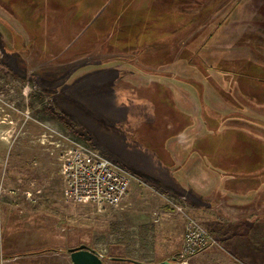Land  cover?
<instances>
[{"label": "rangeland", "instance_id": "1", "mask_svg": "<svg viewBox=\"0 0 264 264\" xmlns=\"http://www.w3.org/2000/svg\"><path fill=\"white\" fill-rule=\"evenodd\" d=\"M43 5L0 0V54L8 50L0 55V190L14 183L25 192V264H73L69 250L81 246L104 264H264V242L255 240L221 238L182 258L170 221L199 219L156 181L177 90L200 98L193 107L206 129L220 128L223 160L236 159L233 143L246 139L234 129L264 138V83L251 79L264 80V0L79 1L75 25L69 0ZM90 16L93 30L71 39ZM178 81L189 88H173ZM73 141L132 176V204L66 201L62 155ZM246 142L248 158L263 161L259 142Z\"/></svg>", "mask_w": 264, "mask_h": 264}, {"label": "crops", "instance_id": "2", "mask_svg": "<svg viewBox=\"0 0 264 264\" xmlns=\"http://www.w3.org/2000/svg\"><path fill=\"white\" fill-rule=\"evenodd\" d=\"M78 21V18H74L72 23L75 25ZM170 84L177 89L190 86L183 81L177 82L183 86ZM173 94L169 102L172 116L168 117L164 144L157 147L159 153L165 154L161 167L166 171H159L160 181H156L163 184L173 197L183 198L190 211L217 240H255L262 244L264 160L248 158L252 151H249L250 144L246 141L257 140L264 150V138L246 128L234 129L245 135L246 139L240 141L241 144L234 141L233 145L239 148L236 159L223 160L220 128L206 129L205 119L198 116L199 108L194 110L193 104H201L200 98L197 97V101L194 96H185L184 91L179 90ZM207 141L215 144L210 146ZM13 185L0 190V264H25L26 260L32 258L25 254V192L15 191ZM130 188L125 199L127 204H132L136 198L137 188L133 181ZM170 223L168 230L176 231L182 243V218L174 216ZM15 225L19 227L14 228Z\"/></svg>", "mask_w": 264, "mask_h": 264}, {"label": "built area", "instance_id": "3", "mask_svg": "<svg viewBox=\"0 0 264 264\" xmlns=\"http://www.w3.org/2000/svg\"><path fill=\"white\" fill-rule=\"evenodd\" d=\"M72 144L62 155L61 164L66 201L109 207L122 204L129 195L132 176L98 150L74 141ZM177 210L184 212L183 207ZM217 243L199 221L185 215L182 258H190Z\"/></svg>", "mask_w": 264, "mask_h": 264}, {"label": "water", "instance_id": "4", "mask_svg": "<svg viewBox=\"0 0 264 264\" xmlns=\"http://www.w3.org/2000/svg\"><path fill=\"white\" fill-rule=\"evenodd\" d=\"M70 259L73 264H104L103 256L100 255L95 250L89 249L85 246H81L79 248L69 250ZM113 261H124L130 262L133 264H142L140 262L130 260V259H122V258H111ZM160 264H182L178 262L176 259L171 261H163Z\"/></svg>", "mask_w": 264, "mask_h": 264}, {"label": "flooded vegetation", "instance_id": "5", "mask_svg": "<svg viewBox=\"0 0 264 264\" xmlns=\"http://www.w3.org/2000/svg\"><path fill=\"white\" fill-rule=\"evenodd\" d=\"M70 1V4H72L74 7H75V11L74 12H76L75 13V15H73V17L74 18H77V14H79V10H78V13H77V8L79 9V1H81V2H84L85 4H88V0H69ZM48 4V0H44V5H43V7H45V6H48L47 5ZM73 12V13H74ZM89 15V14H88ZM91 17V19L90 20H87V18H85V17H83V19H85V26L86 25H88L86 28L87 29H84V28H82V29H80V28H75V29H71L70 30V36H71V39H73V40H77V38H78V36H80V37H83L84 36V34L85 33H87L88 32V30H91L92 28H93V25H95L96 24V22H97V19L98 18H95L94 19V16H90ZM37 18V17H36ZM39 18V17H38ZM74 18H72V20L74 19ZM139 22V21H138ZM137 22V24H139ZM28 25H29V23L28 22H26ZM72 23V22H71ZM129 23H131V22H129ZM135 23V22H134ZM134 23H131V24H134ZM141 23V22H140ZM37 24V23H36ZM122 25H124V26H126V24L125 23H122ZM74 27V26H73ZM93 30V29H92ZM74 31V32H73ZM16 37L17 38H19L20 36H18V35H16ZM73 45H69V46H67L66 48V50H71V49H73L74 47H72ZM5 51L7 52L8 50L5 48L4 50H3V52L0 54L1 55V57L4 55V54H6L5 53ZM73 73L74 72H71V73H69V75H67L65 78H66V80H64L65 81V83L72 77V75H73Z\"/></svg>", "mask_w": 264, "mask_h": 264}, {"label": "trees", "instance_id": "6", "mask_svg": "<svg viewBox=\"0 0 264 264\" xmlns=\"http://www.w3.org/2000/svg\"><path fill=\"white\" fill-rule=\"evenodd\" d=\"M247 77H248V76H247ZM247 79H248V78H247ZM251 79H252V80H255V81H260V82H263V83H264V80H262V79H261V80H256V79L253 78V77H252ZM260 88H261V87H260ZM261 90H263V92H264V87H262ZM48 251H49V250H48ZM43 252H46V251H43Z\"/></svg>", "mask_w": 264, "mask_h": 264}]
</instances>
